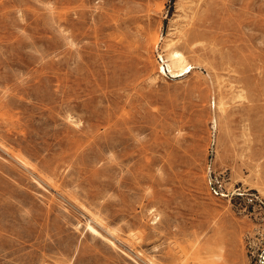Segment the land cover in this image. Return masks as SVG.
I'll return each instance as SVG.
<instances>
[{
	"label": "rangeland",
	"instance_id": "obj_1",
	"mask_svg": "<svg viewBox=\"0 0 264 264\" xmlns=\"http://www.w3.org/2000/svg\"><path fill=\"white\" fill-rule=\"evenodd\" d=\"M0 264H264V0H0Z\"/></svg>",
	"mask_w": 264,
	"mask_h": 264
},
{
	"label": "bare ground",
	"instance_id": "obj_2",
	"mask_svg": "<svg viewBox=\"0 0 264 264\" xmlns=\"http://www.w3.org/2000/svg\"><path fill=\"white\" fill-rule=\"evenodd\" d=\"M194 15L197 17L196 19H198L199 17L203 18V16H204L199 11L198 7L193 11L192 18H193ZM199 28H200V24L197 23L191 29H186L184 31V34H183L182 38H183V42L186 45L191 40H194L197 36H199V34H201V33H199ZM154 41H155V44H156L157 40L155 39ZM166 47H167L166 60H164V58L161 57V59L165 62L164 65H160L161 71L165 72L166 68H167L168 71L171 74H174V75L176 74V76L184 75L185 73L189 72L191 70V64L186 60V57H185L184 53L181 50L175 48L173 46V42H171L170 40L166 41ZM88 227L95 234L96 229L92 225H90V223L88 224ZM97 234H99V233H97ZM97 234H95V235H97Z\"/></svg>",
	"mask_w": 264,
	"mask_h": 264
}]
</instances>
